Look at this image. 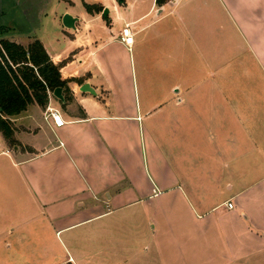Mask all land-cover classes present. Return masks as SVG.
Instances as JSON below:
<instances>
[{
	"label": "crops",
	"instance_id": "obj_1",
	"mask_svg": "<svg viewBox=\"0 0 264 264\" xmlns=\"http://www.w3.org/2000/svg\"><path fill=\"white\" fill-rule=\"evenodd\" d=\"M45 1L17 30L0 0L1 38L38 40L69 89L62 125L31 105L19 147L0 134V264H264V95L215 25L264 76V0Z\"/></svg>",
	"mask_w": 264,
	"mask_h": 264
},
{
	"label": "trees",
	"instance_id": "obj_2",
	"mask_svg": "<svg viewBox=\"0 0 264 264\" xmlns=\"http://www.w3.org/2000/svg\"><path fill=\"white\" fill-rule=\"evenodd\" d=\"M167 0H156L157 5ZM87 11L100 7L85 5ZM0 29V134L7 143L17 144L10 119L26 111L31 105L45 108L48 94L62 89L65 102L69 93L62 80L59 66L54 65L43 45L34 40L27 47L1 38Z\"/></svg>",
	"mask_w": 264,
	"mask_h": 264
},
{
	"label": "rangeland",
	"instance_id": "obj_3",
	"mask_svg": "<svg viewBox=\"0 0 264 264\" xmlns=\"http://www.w3.org/2000/svg\"><path fill=\"white\" fill-rule=\"evenodd\" d=\"M2 1H5V0H2ZM8 3L9 4L6 8L2 7V11L5 12L4 15H8L9 17L12 14H14V16L17 19V23L15 24V26L17 27V30H22V29L28 28V27H34L35 25H33V24H35L38 21H36L35 15L33 14V7H34V9H36L37 6H39V7L40 6H48V4H49L48 2L46 3L45 0H26L25 2L24 1H20L19 3L14 2L13 4H11V1L9 0ZM27 5L31 9L30 13H28V9H26ZM25 6H26V8H25ZM50 9H51L52 13H54V12L59 13L60 12V10H58V7L56 9L52 5V2H51ZM7 22H9V20ZM215 25H216L217 29H218V26H221L223 28V30L226 31V35L223 33H221L220 35L221 36L225 35V37L227 39V47L228 46L231 47V57L234 60V66L238 69L234 72L236 74H240L241 70H239V69H240V67H243L242 72L245 73L246 66H247L249 68V77L250 78H253V77L258 78V80H259V84L254 86L255 90H259L264 95V76H262L260 74V71L256 65L257 63H255L252 56H250L249 54L246 53V48L243 45L238 34L235 32V30L230 26V24L222 16L217 15V17L215 18ZM44 28L45 27L41 28L42 31ZM37 29L38 28H35L34 31H36ZM44 30H47L48 34H52V27L51 28H45ZM38 32H40V29ZM220 35L218 32L217 43L219 46H220V42H221L220 41ZM68 95L69 94L67 93L66 96L68 97ZM45 109H46V107H45ZM16 143L17 144H14L15 146L8 143L10 150L13 147H19L20 146V144L18 142H16Z\"/></svg>",
	"mask_w": 264,
	"mask_h": 264
},
{
	"label": "built area",
	"instance_id": "obj_4",
	"mask_svg": "<svg viewBox=\"0 0 264 264\" xmlns=\"http://www.w3.org/2000/svg\"><path fill=\"white\" fill-rule=\"evenodd\" d=\"M119 41L123 45H125L127 48H130L133 43V34L129 27H124L120 34H119ZM50 97V93L48 94ZM44 119L46 121H52L56 126H60L63 124V121L60 118V115L57 110L51 108L49 104H47L45 112H44ZM228 207L232 208V204L228 203ZM65 264H75V262L69 258Z\"/></svg>",
	"mask_w": 264,
	"mask_h": 264
},
{
	"label": "water",
	"instance_id": "obj_5",
	"mask_svg": "<svg viewBox=\"0 0 264 264\" xmlns=\"http://www.w3.org/2000/svg\"><path fill=\"white\" fill-rule=\"evenodd\" d=\"M106 10L104 11V14H106ZM76 22V19L72 18L70 15L65 14L62 17V25L67 29H75L74 24ZM82 92L90 93L92 95H95L93 89H91L88 85H83L81 88ZM52 97L56 99L59 103L62 105L65 103L64 97L62 95V89L56 88L52 93Z\"/></svg>",
	"mask_w": 264,
	"mask_h": 264
}]
</instances>
